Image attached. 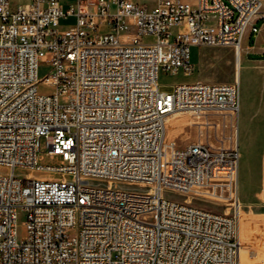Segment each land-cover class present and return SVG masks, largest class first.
Returning <instances> with one entry per match:
<instances>
[{
  "label": "built area",
  "instance_id": "1",
  "mask_svg": "<svg viewBox=\"0 0 264 264\" xmlns=\"http://www.w3.org/2000/svg\"><path fill=\"white\" fill-rule=\"evenodd\" d=\"M260 31L264 0H0V264H241L239 79L159 78ZM179 113L232 133L181 146Z\"/></svg>",
  "mask_w": 264,
  "mask_h": 264
},
{
  "label": "rangeland",
  "instance_id": "2",
  "mask_svg": "<svg viewBox=\"0 0 264 264\" xmlns=\"http://www.w3.org/2000/svg\"><path fill=\"white\" fill-rule=\"evenodd\" d=\"M28 2V0H22ZM70 19L63 22L62 29L73 24ZM264 31L246 37L242 44L241 72L237 76V61L234 51L230 48H193L192 62L195 73L191 76L170 75L161 73L159 78L160 90L172 93L180 83H190L197 80L205 82H234L240 80L242 92V108L238 124L240 143V165L238 198L241 202V264L264 263V60L246 61L249 59L247 49L261 42L257 41ZM254 59L250 57V60ZM50 68L42 64L40 76L48 74ZM51 90L40 86L41 93ZM202 119L190 113H179L167 123L169 139H176L181 146L192 144L199 140L209 139L218 144L224 136L232 133L230 125L227 128H208L201 126ZM1 174L6 170L0 169ZM30 172L18 169L16 174L26 177ZM34 177H49L46 174L34 173ZM183 201L184 198L179 197ZM198 207L215 212H228V206L212 201L193 200ZM233 212V211H231ZM24 218L20 219V224ZM20 235L24 233L20 225Z\"/></svg>",
  "mask_w": 264,
  "mask_h": 264
},
{
  "label": "crops",
  "instance_id": "3",
  "mask_svg": "<svg viewBox=\"0 0 264 264\" xmlns=\"http://www.w3.org/2000/svg\"><path fill=\"white\" fill-rule=\"evenodd\" d=\"M257 41L261 43L256 44V41H255L254 44L252 46H249V48L247 49V55L249 59L246 61H263L264 60V34H262L259 38H257ZM250 57H253L254 59L250 60ZM240 68H241V65H240ZM240 87H241V84H240ZM241 108H242V92H241ZM240 260H241V252H240Z\"/></svg>",
  "mask_w": 264,
  "mask_h": 264
},
{
  "label": "bare ground",
  "instance_id": "4",
  "mask_svg": "<svg viewBox=\"0 0 264 264\" xmlns=\"http://www.w3.org/2000/svg\"><path fill=\"white\" fill-rule=\"evenodd\" d=\"M240 72H241V68H240V63H239V60H238V61H237V76L240 75ZM177 115H178V114H174L173 116L169 117L168 120H167V123H168L170 120L174 119L175 116H177Z\"/></svg>",
  "mask_w": 264,
  "mask_h": 264
}]
</instances>
